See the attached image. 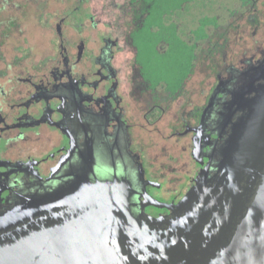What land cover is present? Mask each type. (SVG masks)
I'll return each instance as SVG.
<instances>
[{"label":"flooded vegetation","instance_id":"flooded-vegetation-1","mask_svg":"<svg viewBox=\"0 0 264 264\" xmlns=\"http://www.w3.org/2000/svg\"><path fill=\"white\" fill-rule=\"evenodd\" d=\"M215 1L112 0L96 11L64 0L51 11L34 0L43 47L10 46L18 25L0 20V215L90 181L127 184L131 214L151 230L184 217L263 83L264 23L250 20L261 37L234 55L232 23L202 13Z\"/></svg>","mask_w":264,"mask_h":264},{"label":"water","instance_id":"water-1","mask_svg":"<svg viewBox=\"0 0 264 264\" xmlns=\"http://www.w3.org/2000/svg\"><path fill=\"white\" fill-rule=\"evenodd\" d=\"M261 78L215 178L209 186L197 180L185 199L197 204L167 231L131 214L127 184L80 182L0 215V264H264Z\"/></svg>","mask_w":264,"mask_h":264},{"label":"rangeland","instance_id":"rangeland-1","mask_svg":"<svg viewBox=\"0 0 264 264\" xmlns=\"http://www.w3.org/2000/svg\"><path fill=\"white\" fill-rule=\"evenodd\" d=\"M34 0H9L8 4L4 7L0 4V20L6 21L10 18L16 20L18 28H14L13 32L8 39V44H25L26 46L39 45L43 47L44 38L48 39L50 33L45 32V29L38 25L36 5ZM40 1V0H36ZM43 1V0H41ZM73 2V0H69ZM112 0H91L92 7L99 11L102 9L104 3H110ZM116 2L121 0H115ZM48 10L61 11L65 7L64 0H48ZM203 15L217 16L218 23L223 24L226 21L232 23V29L229 35V50L233 51L234 55H238L242 48H246V45H251L254 40L261 37L262 32L260 29L255 32L257 28H254L250 20L252 18L260 21V24L264 23V0L256 1L254 5H248L244 3V0H217L213 4H203ZM109 9V8H108ZM112 15L108 17V20H112L116 15V11H111ZM231 13L233 17H230ZM106 19V17H104ZM20 30V32H19ZM202 78L199 75H195L189 84ZM204 87V86H202ZM190 89V88H188Z\"/></svg>","mask_w":264,"mask_h":264}]
</instances>
